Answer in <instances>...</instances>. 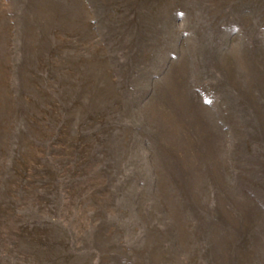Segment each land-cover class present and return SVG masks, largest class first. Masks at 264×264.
Returning <instances> with one entry per match:
<instances>
[{
    "label": "rangeland",
    "instance_id": "1",
    "mask_svg": "<svg viewBox=\"0 0 264 264\" xmlns=\"http://www.w3.org/2000/svg\"><path fill=\"white\" fill-rule=\"evenodd\" d=\"M0 264H264V0H0Z\"/></svg>",
    "mask_w": 264,
    "mask_h": 264
}]
</instances>
